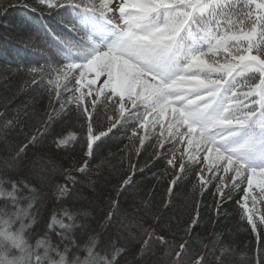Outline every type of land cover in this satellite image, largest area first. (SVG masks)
I'll return each instance as SVG.
<instances>
[{
	"label": "snow or ice",
	"instance_id": "6c2138e0",
	"mask_svg": "<svg viewBox=\"0 0 264 264\" xmlns=\"http://www.w3.org/2000/svg\"><path fill=\"white\" fill-rule=\"evenodd\" d=\"M36 4L23 7L33 13L55 12L68 30L54 34L59 42L57 63L24 69L31 74L32 85L46 80L54 95L46 118L0 168V264H129L126 245L132 241L139 245L133 264H152L159 254L157 244L164 247L167 264H206L209 259L227 264L231 248L220 239L221 233L214 232L212 241L202 243L204 254L186 261L190 239L170 242L166 233H158V217L155 226L147 224L139 207L121 211L118 200L110 202L96 227L84 220L90 215L87 211L62 206L37 232L40 190L19 175L26 169L45 181L55 173L63 180L55 184L57 201L71 200L83 182L80 176L95 158L94 144L99 148L96 142L101 137L132 121L131 135L141 146L154 139V147L165 149L156 155H169L167 164L172 167L179 160L177 174L169 179V193L189 172L197 176L201 189L218 181L213 186L221 203L230 200L233 191L243 193L237 203L257 233V215L264 225V212L257 208L264 205V0H36ZM109 104L114 112L107 119L114 123L107 132L94 131V112ZM73 112L87 125L89 159L57 167L42 156L29 158L30 147L46 137L51 136L61 150L76 142L74 132L58 133L54 127L58 115ZM20 115L17 111L7 118L0 112L3 144L8 145ZM225 176L230 177L228 182ZM132 185L131 175L121 178L118 195ZM198 225L199 213L186 222L185 235L191 237ZM262 236L257 233L259 247L249 258L251 264H264Z\"/></svg>",
	"mask_w": 264,
	"mask_h": 264
},
{
	"label": "trees",
	"instance_id": "16d2710c",
	"mask_svg": "<svg viewBox=\"0 0 264 264\" xmlns=\"http://www.w3.org/2000/svg\"><path fill=\"white\" fill-rule=\"evenodd\" d=\"M25 4L37 7L36 0H0V112L6 113L7 118H12L17 111L21 113L19 126L8 136V145L0 142V168L11 159L17 146L26 142L25 138L34 133L35 127H39L41 118H46L45 113L50 111V97L54 95L47 90L46 80L39 86L32 85L31 74L24 69L57 63L59 42L54 34L68 30L55 12L50 15L45 9L33 13L23 7ZM20 88L23 91H18ZM52 106H57L55 100H52ZM25 111L27 116L23 115ZM113 112L111 104L99 107L94 112V131L107 132L110 124L114 123L107 119V115ZM132 126V121L123 127L118 125L96 142L99 148L94 144L95 158L91 160L86 175L80 176L83 182L76 186L71 200L57 201L55 184L63 183V180L55 173L41 181L38 176L28 174L26 169L20 170L19 178H26L40 190V199L36 205L39 209L38 222L34 225L36 231L43 229L47 218L62 206L87 211L90 215L84 220L92 221L93 227H96L95 221L109 210L110 202L118 200L121 211H131V205L139 207V216L145 217L147 224L155 226V218L158 217V233H166L170 242L179 244L190 239L192 242L186 261L204 254L206 249L202 243L212 241V234L216 232L222 234L220 239L231 248V254L226 257L227 264H251L249 258L254 257L259 247L257 233L264 234V225L259 224L257 215L254 218L257 221V233L251 231L244 210L237 203L243 193L233 191L232 198L221 203L213 186L218 181L201 189L194 172H189L183 180L178 181L169 193V179L177 174L179 160L175 162L177 167H172L167 164L169 155H156L157 152L165 153V149L154 147V139L151 143L146 140L141 146L139 140L131 135ZM54 127L58 133L74 132L76 142L68 150H61L56 148L51 136L46 137L43 143L30 147L27 153L29 158L42 156L45 160L55 161L57 167L79 165L89 159L85 155L87 125L82 117H78L75 112L70 115L61 113ZM101 161H104L103 165ZM8 174L17 178L13 173ZM129 175L133 178L132 187L123 195H118L121 178ZM229 180L230 177L225 176V182ZM224 191L227 193L229 189L225 188ZM217 205H220L219 208ZM257 208L264 212V205L257 204ZM149 212L151 215H146ZM197 213L199 225L191 237L185 235L183 229L186 222ZM126 246L130 251L125 259L133 264V254L139 245L132 241ZM156 251L159 254L152 259V264H167L164 247L157 244ZM206 264H213V261L209 259Z\"/></svg>",
	"mask_w": 264,
	"mask_h": 264
}]
</instances>
